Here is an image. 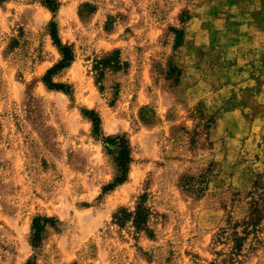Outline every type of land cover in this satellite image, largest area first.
<instances>
[{"label": "rangeland", "instance_id": "374dc122", "mask_svg": "<svg viewBox=\"0 0 264 264\" xmlns=\"http://www.w3.org/2000/svg\"><path fill=\"white\" fill-rule=\"evenodd\" d=\"M57 1L0 0V264H264V0ZM52 20L70 94L42 80ZM82 109L131 146L106 193L115 163ZM35 215L57 219L36 247Z\"/></svg>", "mask_w": 264, "mask_h": 264}, {"label": "trees", "instance_id": "16d2710c", "mask_svg": "<svg viewBox=\"0 0 264 264\" xmlns=\"http://www.w3.org/2000/svg\"><path fill=\"white\" fill-rule=\"evenodd\" d=\"M50 11L54 12L58 8L57 0H40ZM176 33V41L181 40L182 31L180 29H173ZM49 34L58 52L60 59L50 66L44 73L42 80L49 88H55L70 94V88L64 83H55L51 80V76L61 69L67 67L73 60V51L68 44L63 43L57 33L55 21L49 23ZM120 66V60L117 52H113L109 56L104 57L98 62V67H112L117 68ZM179 74V71H177ZM98 77H102V72H98ZM99 81V79H97ZM83 114L88 117L92 123L93 134L100 137L104 148L110 154L115 163V174L112 180L102 187V192L106 193L114 189L117 185L123 183L128 175L129 165L132 161L131 146L128 138L124 134L106 135L103 136L100 129V118L92 110L82 109ZM145 196L139 197V202L133 214V222L137 228L147 230V217L149 214L148 207L145 205ZM57 219L46 215H35L31 220L30 225V243L36 247L38 246L42 233L46 225L55 227ZM248 223V222H246ZM253 223V222H251ZM150 232V231H148ZM150 234V233H149ZM244 237L237 235L234 239L233 248L237 251L241 249L242 240ZM25 264H35L33 259H28Z\"/></svg>", "mask_w": 264, "mask_h": 264}]
</instances>
